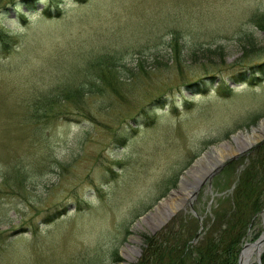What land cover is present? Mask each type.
<instances>
[{"label":"rangeland","instance_id":"rangeland-1","mask_svg":"<svg viewBox=\"0 0 264 264\" xmlns=\"http://www.w3.org/2000/svg\"><path fill=\"white\" fill-rule=\"evenodd\" d=\"M0 33V264H124L128 246L144 263L186 202L152 230L144 218L205 152L264 125V84L219 89L264 65V0H0ZM227 166L194 202L200 228L243 168ZM263 235L264 209L239 257Z\"/></svg>","mask_w":264,"mask_h":264},{"label":"trees","instance_id":"trees-1","mask_svg":"<svg viewBox=\"0 0 264 264\" xmlns=\"http://www.w3.org/2000/svg\"><path fill=\"white\" fill-rule=\"evenodd\" d=\"M9 39V34L0 33V41L5 42L4 46L7 47ZM180 63L176 62L178 71L183 70ZM106 70L109 71L106 74L101 72V83L119 91L118 81H116L118 79L113 75V70ZM260 74L261 77H257L254 73L248 77V73L243 72L233 76L232 81L238 86L257 87L264 83V67ZM107 76L111 80L107 79ZM193 86L199 87L197 92L202 94L208 91L206 86L201 87L199 83ZM191 88L193 87L189 86V89ZM234 90L226 87L223 93L232 96L235 93ZM76 94L80 96L81 91H77ZM58 97L51 106L58 104ZM165 104L166 101L162 107ZM151 118V124H156V117ZM117 142L120 144V138ZM248 162L245 170L237 179L234 178L237 163L229 166L232 167L234 178L232 187L235 185V188L229 196L220 198L221 202L216 205L218 207L212 208V211L205 216L203 231L197 243H194V240L200 229V219L193 217L191 213L181 212L154 236L150 247L145 251L142 264H239V252L248 234V227L257 214L259 215L264 209V144L250 153ZM223 176L224 173L219 179ZM230 207L234 208L232 213H230ZM197 209L202 217L204 209ZM261 257H263L262 264H264V255Z\"/></svg>","mask_w":264,"mask_h":264},{"label":"bare ground","instance_id":"bare-ground-1","mask_svg":"<svg viewBox=\"0 0 264 264\" xmlns=\"http://www.w3.org/2000/svg\"><path fill=\"white\" fill-rule=\"evenodd\" d=\"M262 138H264V125L259 129H254L252 134L241 135L238 138H235L234 143H228L223 146L220 150L215 152V156L208 157L204 162H200L194 173L190 177H185V180L182 183V190L172 196L171 202L165 201L157 208L155 212L149 213L144 218V221L147 223V227L152 230L155 228V225L163 223L168 216L172 215L180 206L183 207L184 202L189 200L191 197L192 191L198 187L201 183L206 181L205 178L209 177L211 173L224 162L237 157L239 154H242L244 148L252 147L257 144ZM228 159V160H227ZM140 224V223H139ZM139 227H142L139 225ZM195 243V242H194ZM264 252V235L261 241L257 244H246L243 248V253L241 264H252L258 259V256ZM139 253V250L135 246H128L126 249L125 257L126 260L124 264H132L136 260V256Z\"/></svg>","mask_w":264,"mask_h":264},{"label":"water","instance_id":"water-1","mask_svg":"<svg viewBox=\"0 0 264 264\" xmlns=\"http://www.w3.org/2000/svg\"><path fill=\"white\" fill-rule=\"evenodd\" d=\"M207 153H208V151L205 152V153L203 154V156L201 157V158H203L202 161L206 159V157H207V155H208ZM201 158H200V159H201ZM236 158H237V157H233L232 159H229V160L227 159V160H228V161H233V160H235ZM200 159L197 160V161H198V164H199L200 162H202V161H199ZM197 161H196V162H197ZM196 162H195V163H196ZM225 165H226V164H222L221 166H219V168L215 169V170L213 171V173H211L210 176L206 178L205 183L208 182V181H210V180H211V179H212L217 173H219ZM192 168H193V167H192ZM203 184H204V183H203ZM204 186H205V185H201V188H203ZM209 187H211V184L209 185ZM199 189H200L199 186H198L197 188L194 189V191H193V195H192L193 197L191 198L190 204H188L189 206L192 207L193 201L196 199V196H197L198 193H199V192H198ZM174 192H175V191H174ZM160 205H161V204H160ZM160 205H159V206H160ZM185 207H186V206H185ZM183 208H184V207H183ZM174 213H175V212H174ZM174 213H173V214H174ZM170 216H171V215H170ZM142 220H143V219H142ZM164 224H167V222L164 223ZM260 241H261V239L258 240L257 243H259ZM257 243H256V244H257ZM239 258H240V257H239ZM258 261H259V263H260V257H259ZM241 262H242V261H241V258H240V262H239V263L241 264Z\"/></svg>","mask_w":264,"mask_h":264}]
</instances>
